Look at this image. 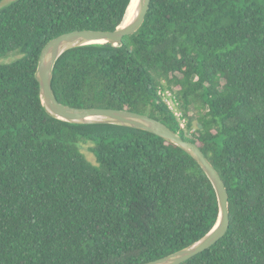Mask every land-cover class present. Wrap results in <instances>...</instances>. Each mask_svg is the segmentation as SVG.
<instances>
[{
	"label": "trees",
	"instance_id": "trees-1",
	"mask_svg": "<svg viewBox=\"0 0 264 264\" xmlns=\"http://www.w3.org/2000/svg\"><path fill=\"white\" fill-rule=\"evenodd\" d=\"M129 1L0 7V54L21 53L0 62V264L142 263L195 242L217 219L211 180L180 146L136 127L69 122L41 103L44 44L71 30L113 29ZM161 79L184 128L158 93ZM51 85L68 105L157 118L216 168L228 229L179 264H264V0H150L121 44L65 50Z\"/></svg>",
	"mask_w": 264,
	"mask_h": 264
},
{
	"label": "water",
	"instance_id": "water-1",
	"mask_svg": "<svg viewBox=\"0 0 264 264\" xmlns=\"http://www.w3.org/2000/svg\"><path fill=\"white\" fill-rule=\"evenodd\" d=\"M132 0L129 1V4ZM128 4V6H129ZM150 0H137L136 12L126 25L122 21L113 29H78L60 33L42 47L35 70L39 96L45 110L52 116L76 123H115L144 129L173 142L191 154L211 180L217 196L218 215L211 229L195 242L159 258L136 264H179L213 245L229 226L228 192L216 168L193 141L185 139L164 122L145 113L127 108L79 107L60 102L52 89L53 68L58 57L67 49L89 43L119 45L125 35L142 24Z\"/></svg>",
	"mask_w": 264,
	"mask_h": 264
},
{
	"label": "built area",
	"instance_id": "built-area-1",
	"mask_svg": "<svg viewBox=\"0 0 264 264\" xmlns=\"http://www.w3.org/2000/svg\"><path fill=\"white\" fill-rule=\"evenodd\" d=\"M158 93L161 95L163 101L172 111V114L178 119L179 125L184 128L186 125V118L184 117L183 112L179 106L178 99L166 84V81L164 79H161V85L158 89Z\"/></svg>",
	"mask_w": 264,
	"mask_h": 264
},
{
	"label": "rangeland",
	"instance_id": "rangeland-1",
	"mask_svg": "<svg viewBox=\"0 0 264 264\" xmlns=\"http://www.w3.org/2000/svg\"><path fill=\"white\" fill-rule=\"evenodd\" d=\"M10 1H12V0H2L0 2V7L7 4ZM20 55H21V53L17 50L10 51V52H7L5 54H0V62H8V61L14 60L15 58H17ZM82 150L85 152L88 159H90L91 161L95 160L94 154L92 152H90L86 146H83Z\"/></svg>",
	"mask_w": 264,
	"mask_h": 264
},
{
	"label": "bare ground",
	"instance_id": "bare-ground-1",
	"mask_svg": "<svg viewBox=\"0 0 264 264\" xmlns=\"http://www.w3.org/2000/svg\"><path fill=\"white\" fill-rule=\"evenodd\" d=\"M136 7H137V0H132L128 6L127 12L124 16L122 23H121L122 26L129 23L130 20L133 18V16L135 15V12H136Z\"/></svg>",
	"mask_w": 264,
	"mask_h": 264
}]
</instances>
